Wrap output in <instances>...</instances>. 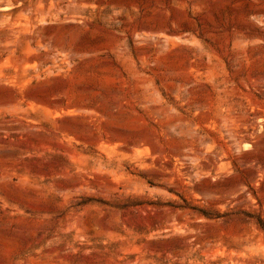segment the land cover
Segmentation results:
<instances>
[{
  "label": "rangeland",
  "instance_id": "obj_1",
  "mask_svg": "<svg viewBox=\"0 0 264 264\" xmlns=\"http://www.w3.org/2000/svg\"><path fill=\"white\" fill-rule=\"evenodd\" d=\"M0 264H264V0H0Z\"/></svg>",
  "mask_w": 264,
  "mask_h": 264
}]
</instances>
